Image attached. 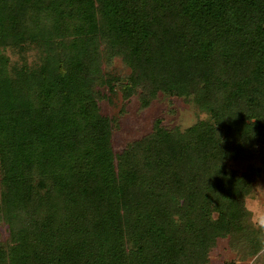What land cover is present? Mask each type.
I'll use <instances>...</instances> for the list:
<instances>
[{"label": "trees", "instance_id": "obj_1", "mask_svg": "<svg viewBox=\"0 0 264 264\" xmlns=\"http://www.w3.org/2000/svg\"><path fill=\"white\" fill-rule=\"evenodd\" d=\"M133 96L196 122L114 151ZM263 163L264 0H0V264H208L223 239L264 264Z\"/></svg>", "mask_w": 264, "mask_h": 264}, {"label": "rangeland", "instance_id": "obj_2", "mask_svg": "<svg viewBox=\"0 0 264 264\" xmlns=\"http://www.w3.org/2000/svg\"><path fill=\"white\" fill-rule=\"evenodd\" d=\"M31 56L28 57L30 60ZM121 68L119 61L113 60L108 67ZM135 97H131L128 103H125V112L120 115L119 124L111 130V144L114 151L120 150L127 141L138 138L150 130L153 118L160 117L162 123L168 127L176 126L182 128L185 115L191 113L195 116L191 105H186L181 99H170L158 96L144 109H138ZM101 107L105 113L111 115L113 108L107 102H103ZM248 161L229 162L228 165L241 171L246 167ZM253 164L260 165V162L252 161ZM264 185V163L261 164V172L255 180L254 186ZM253 186V187H254ZM230 246L228 241L218 240L216 246L209 253L208 264H262L263 253L258 252L255 255H247L240 258L241 248Z\"/></svg>", "mask_w": 264, "mask_h": 264}, {"label": "clouds", "instance_id": "obj_3", "mask_svg": "<svg viewBox=\"0 0 264 264\" xmlns=\"http://www.w3.org/2000/svg\"><path fill=\"white\" fill-rule=\"evenodd\" d=\"M200 119L204 120L206 117L201 116ZM195 122L196 119L193 114H186L182 129L191 126ZM241 202L245 212L248 213L252 227L264 234V185L251 186V191L243 194Z\"/></svg>", "mask_w": 264, "mask_h": 264}]
</instances>
